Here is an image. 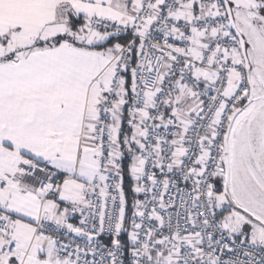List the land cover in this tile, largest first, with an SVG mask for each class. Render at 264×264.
I'll list each match as a JSON object with an SVG mask.
<instances>
[{"label":"snow or ice","instance_id":"1","mask_svg":"<svg viewBox=\"0 0 264 264\" xmlns=\"http://www.w3.org/2000/svg\"><path fill=\"white\" fill-rule=\"evenodd\" d=\"M0 264H264V0H0Z\"/></svg>","mask_w":264,"mask_h":264}]
</instances>
